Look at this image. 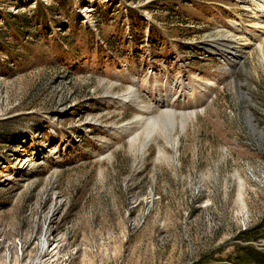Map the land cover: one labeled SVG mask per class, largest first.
Wrapping results in <instances>:
<instances>
[{
	"label": "rangeland",
	"instance_id": "374dc122",
	"mask_svg": "<svg viewBox=\"0 0 264 264\" xmlns=\"http://www.w3.org/2000/svg\"><path fill=\"white\" fill-rule=\"evenodd\" d=\"M59 1L0 0V264H260L264 0Z\"/></svg>",
	"mask_w": 264,
	"mask_h": 264
},
{
	"label": "bare ground",
	"instance_id": "6f19581e",
	"mask_svg": "<svg viewBox=\"0 0 264 264\" xmlns=\"http://www.w3.org/2000/svg\"><path fill=\"white\" fill-rule=\"evenodd\" d=\"M221 34V33H220ZM229 37H230V40H226L225 39V35L223 34V35H221V37H222V44H229V46H234L235 44L236 45H240V43H242V42H247V44L246 45H250L251 44V40H250V38H248L247 36H246V34L242 31V30H240V29H233L232 31H230L229 32ZM228 38V37H227ZM221 44V45H222ZM238 52H240L239 50L236 52V54L235 55H233L232 56V58L234 59V60H237L238 59V57H239V53ZM144 106V105H143ZM145 107V106H144ZM141 110H139V112H140ZM142 111H146V110H142ZM143 112V113H144ZM168 113V115H170V116H173V112H172V110H170V111H168L167 112Z\"/></svg>",
	"mask_w": 264,
	"mask_h": 264
},
{
	"label": "trees",
	"instance_id": "16d2710c",
	"mask_svg": "<svg viewBox=\"0 0 264 264\" xmlns=\"http://www.w3.org/2000/svg\"><path fill=\"white\" fill-rule=\"evenodd\" d=\"M56 1L62 2V1H59V0H56ZM2 48H3V50H6L8 47H2ZM257 256H259V263L260 264H264V257L262 255H260V254H257Z\"/></svg>",
	"mask_w": 264,
	"mask_h": 264
}]
</instances>
